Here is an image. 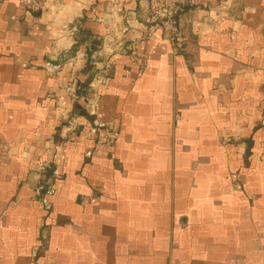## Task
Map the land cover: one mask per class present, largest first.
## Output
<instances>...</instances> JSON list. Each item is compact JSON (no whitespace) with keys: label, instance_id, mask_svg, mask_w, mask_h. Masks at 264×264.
<instances>
[{"label":"crops","instance_id":"crops-1","mask_svg":"<svg viewBox=\"0 0 264 264\" xmlns=\"http://www.w3.org/2000/svg\"><path fill=\"white\" fill-rule=\"evenodd\" d=\"M145 8L0 0V264H264V0Z\"/></svg>","mask_w":264,"mask_h":264},{"label":"built area","instance_id":"built-area-1","mask_svg":"<svg viewBox=\"0 0 264 264\" xmlns=\"http://www.w3.org/2000/svg\"><path fill=\"white\" fill-rule=\"evenodd\" d=\"M42 3L43 0H18V5L23 10L37 9ZM197 3L198 0H146L145 30L147 33L145 37L154 41L157 39V33L160 32L165 39L178 41L180 31L177 26V15L183 8L197 5ZM112 43L116 41L109 38V49ZM120 45L122 43L118 42L117 46ZM95 131L101 143L111 146L116 143L120 135L117 128L108 124L97 125Z\"/></svg>","mask_w":264,"mask_h":264},{"label":"rangeland","instance_id":"rangeland-1","mask_svg":"<svg viewBox=\"0 0 264 264\" xmlns=\"http://www.w3.org/2000/svg\"><path fill=\"white\" fill-rule=\"evenodd\" d=\"M106 51H108V53L109 52H111L112 50L111 49H109L108 47L106 48ZM105 52V51H104ZM106 54V53H105Z\"/></svg>","mask_w":264,"mask_h":264}]
</instances>
